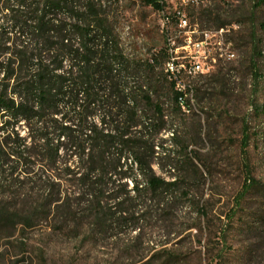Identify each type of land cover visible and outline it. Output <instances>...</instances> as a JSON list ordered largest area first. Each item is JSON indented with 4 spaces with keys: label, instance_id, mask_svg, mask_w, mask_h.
<instances>
[{
    "label": "trees",
    "instance_id": "1",
    "mask_svg": "<svg viewBox=\"0 0 264 264\" xmlns=\"http://www.w3.org/2000/svg\"><path fill=\"white\" fill-rule=\"evenodd\" d=\"M148 7L163 14L162 29L138 20ZM166 8V0H0V229L42 226L82 248L121 244L120 259L134 264L184 260L167 248L182 228L177 220L192 216L185 230L202 233L212 214L208 169L183 130L187 95L203 75L179 62L169 42L185 7ZM154 29L159 45L150 43ZM250 44L243 180L222 215V244L248 198H264L250 153L264 139L256 26ZM143 243L156 247L143 255Z\"/></svg>",
    "mask_w": 264,
    "mask_h": 264
},
{
    "label": "rangeland",
    "instance_id": "2",
    "mask_svg": "<svg viewBox=\"0 0 264 264\" xmlns=\"http://www.w3.org/2000/svg\"><path fill=\"white\" fill-rule=\"evenodd\" d=\"M258 2L166 0L167 14L181 6L186 11L180 24L169 27L174 56L203 75L192 85L194 92L187 95L191 110L183 109L186 112L183 130L194 136L190 147L199 152L208 169L203 192L205 199L210 196L207 206L212 209L209 224L203 225L202 233L185 230L187 225L194 224L192 216L177 220L182 228H176V234L170 235L167 248L184 260L173 264H264V223L253 218L264 215V198L249 197L244 203L246 209L227 227L225 243L219 240V233L225 229L222 215L232 207L243 180L239 151L241 120L250 114L254 100L249 71L250 32L256 26L258 34L264 37L261 28L264 3ZM137 18L147 27H164L163 14L149 7L141 8ZM219 25L224 26L218 28ZM159 34L154 29L151 44H160ZM261 66L264 75V59ZM260 89L262 94L258 93L256 99L262 104L264 81ZM250 153L254 175L264 182V139L254 141ZM134 235L132 232L129 236ZM143 237L149 234L144 233ZM120 245L82 248L67 235L42 226L24 231L0 229V264H134L120 259V253L124 252ZM142 246L143 255L151 254L156 247L150 243Z\"/></svg>",
    "mask_w": 264,
    "mask_h": 264
}]
</instances>
